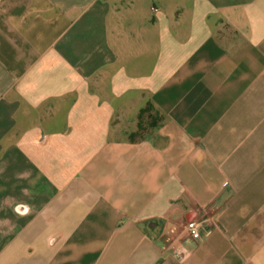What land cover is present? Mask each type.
<instances>
[{"label": "crops", "instance_id": "crops-1", "mask_svg": "<svg viewBox=\"0 0 264 264\" xmlns=\"http://www.w3.org/2000/svg\"><path fill=\"white\" fill-rule=\"evenodd\" d=\"M0 264H264V0H0Z\"/></svg>", "mask_w": 264, "mask_h": 264}, {"label": "built area", "instance_id": "built-area-1", "mask_svg": "<svg viewBox=\"0 0 264 264\" xmlns=\"http://www.w3.org/2000/svg\"><path fill=\"white\" fill-rule=\"evenodd\" d=\"M186 229H187L188 235L192 239H197L201 236L200 224L195 220L188 221L186 223Z\"/></svg>", "mask_w": 264, "mask_h": 264}, {"label": "trees", "instance_id": "trees-1", "mask_svg": "<svg viewBox=\"0 0 264 264\" xmlns=\"http://www.w3.org/2000/svg\"><path fill=\"white\" fill-rule=\"evenodd\" d=\"M151 110H152V106H151L150 103L147 104L143 109H141V111L139 113L140 122H142V116L145 115V114H149L151 112Z\"/></svg>", "mask_w": 264, "mask_h": 264}]
</instances>
